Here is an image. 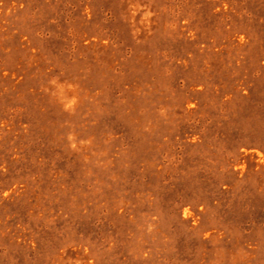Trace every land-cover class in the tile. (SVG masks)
<instances>
[{
	"label": "rangeland",
	"instance_id": "374dc122",
	"mask_svg": "<svg viewBox=\"0 0 264 264\" xmlns=\"http://www.w3.org/2000/svg\"><path fill=\"white\" fill-rule=\"evenodd\" d=\"M0 264H264V0H0Z\"/></svg>",
	"mask_w": 264,
	"mask_h": 264
}]
</instances>
